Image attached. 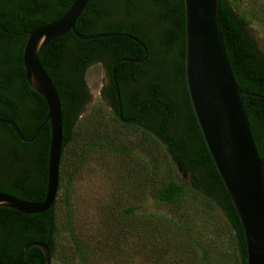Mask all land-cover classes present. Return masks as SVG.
Wrapping results in <instances>:
<instances>
[{"label":"rangeland","instance_id":"rangeland-1","mask_svg":"<svg viewBox=\"0 0 264 264\" xmlns=\"http://www.w3.org/2000/svg\"><path fill=\"white\" fill-rule=\"evenodd\" d=\"M226 2L249 20L247 31L264 55V0ZM105 79L99 65L84 74L90 97L64 151L50 264H236L233 232L223 215L205 207L204 199L190 189L188 174L177 169L163 145L136 127L114 121L99 96ZM104 131L117 144V152L99 145L88 149L65 204V177L79 163L77 154L87 138ZM170 174L187 194L165 205L156 200V193Z\"/></svg>","mask_w":264,"mask_h":264},{"label":"flooded vegetation","instance_id":"flooded-vegetation-1","mask_svg":"<svg viewBox=\"0 0 264 264\" xmlns=\"http://www.w3.org/2000/svg\"><path fill=\"white\" fill-rule=\"evenodd\" d=\"M72 1L0 0V22L7 24L6 27L0 25V51L4 48L13 52L21 50L23 64L22 53L28 33L54 19L57 13L61 16ZM75 30L82 36H128L84 41L69 31L59 38L63 49L58 63L73 84L80 86L84 66L85 71L93 65L104 69L106 79L99 96L121 124L141 129V123L154 129L161 115L166 113L176 132L180 121L195 119L185 81L183 0H88ZM140 43L146 48V58L139 63L120 61L113 73L115 61L142 58L144 50ZM119 51L130 52L132 56L123 54L115 58ZM86 91L89 98L90 93L88 89ZM78 94L80 102L82 96L80 92ZM1 95L7 98L0 97V110L5 115L0 118L3 121L0 122V194L39 203L44 200L47 190L49 153V140L44 141L41 133L49 123L42 126L34 140L22 142L7 122L14 123L24 138L30 137L44 119L38 115L37 100L32 93L14 91ZM192 129L197 140L193 141L198 145L200 141L194 125ZM28 133L32 134L26 136ZM62 152L63 149L59 164ZM29 193L34 197L29 199Z\"/></svg>","mask_w":264,"mask_h":264},{"label":"water","instance_id":"water-1","mask_svg":"<svg viewBox=\"0 0 264 264\" xmlns=\"http://www.w3.org/2000/svg\"><path fill=\"white\" fill-rule=\"evenodd\" d=\"M87 3L88 0H73L61 16L27 35L22 53L25 80L29 89L45 103L47 114L28 138L19 133L14 123L7 124L26 143L34 140L42 126L49 123L47 190L44 200L39 203L0 194V208L27 215L45 213L53 206L58 191L63 145L61 105L57 90L42 68L38 54L69 31L84 41L128 37L120 34L79 35L75 25ZM183 5L184 71L189 102L204 144L241 225L246 264H264V163L258 154L242 100L243 96L257 95L242 91L236 83L220 34L219 0H183ZM140 46L144 50L142 58L115 61L113 73L120 61L142 62L147 52L143 44ZM32 247L41 252L43 264H50V250L39 242L24 246L17 264H22L25 253Z\"/></svg>","mask_w":264,"mask_h":264},{"label":"trees","instance_id":"trees-1","mask_svg":"<svg viewBox=\"0 0 264 264\" xmlns=\"http://www.w3.org/2000/svg\"><path fill=\"white\" fill-rule=\"evenodd\" d=\"M237 9L235 4H229L226 0H219L218 16L220 34L238 87L249 94L257 95V97L243 96L242 100L258 154L264 163V55L260 52L247 31V27L250 24L249 20L243 14H238ZM59 16L60 12L57 13L55 18ZM0 25L6 27L7 24L0 22ZM117 45H120V42ZM62 49L63 44L58 38L43 48L38 55V60L42 68L57 90L61 105L63 152L61 163L59 164V184L61 182L62 163L66 160L64 151L71 143V133L83 110V106L89 101L86 91L87 87L84 82L86 66L81 69L80 86L73 84L58 63ZM139 53L141 54V52ZM123 54L132 56L130 52L119 51L115 53V58ZM109 68H111V65ZM14 91L23 94H34L38 103V115L40 114V119L44 118L46 114L45 104L37 94L28 88L25 80L21 61V50H15L13 52L4 48L3 51H0V97L6 99L7 97L1 94L14 93ZM79 92L82 96L80 102ZM113 97L115 99V95ZM9 101L12 100L9 99ZM113 106L115 108V103ZM4 116V112L0 110V118ZM8 117L11 118V116ZM114 121L121 124L116 119ZM193 121L191 122L187 119L183 120V122L180 121L179 130L174 132L171 128L170 118H168L166 113H163L154 129H150L141 123L139 124L141 129H137L142 132V135L145 134L163 145L177 169L180 167V171L189 175L192 182L190 189L204 199L202 201L205 207L208 210L215 209L223 215L233 232L238 258L236 264H246L245 242L237 214L210 158L201 134L197 129V122L195 119ZM121 125L128 127L124 124ZM193 125L198 133L200 141L198 145L193 141H197L195 132L192 131ZM30 134L32 133H28L26 136ZM41 136L44 141L47 142L49 140L48 126H45ZM109 136L104 131L96 138L89 137L84 142L81 152L77 154L79 155V163L65 177V204H68L69 187L79 171V166L83 163L85 152L96 145L110 152H117V144ZM11 139L17 140L16 138ZM186 194V188L173 180L171 175L168 181L157 191L156 200L165 205H172L186 196ZM27 197L30 199L34 196L29 193ZM54 208L53 204L47 212L37 215L21 214L8 208H0L1 264H17L22 248L30 242H39L46 245L50 250L51 262L55 240L54 234L56 231ZM125 211L128 214L132 213V210ZM159 220L165 221L162 218H159ZM168 223L170 227L181 229L180 226H177L173 222ZM182 236L189 245H192L193 240L188 234L183 233ZM202 261L204 260L202 259ZM22 264H43L41 252L35 247L29 248L23 257Z\"/></svg>","mask_w":264,"mask_h":264}]
</instances>
